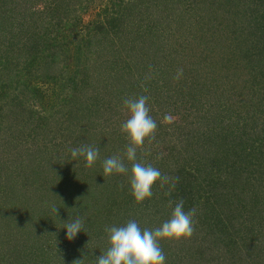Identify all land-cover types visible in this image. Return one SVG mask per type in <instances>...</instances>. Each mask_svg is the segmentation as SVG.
Instances as JSON below:
<instances>
[{
  "label": "trees",
  "instance_id": "obj_1",
  "mask_svg": "<svg viewBox=\"0 0 264 264\" xmlns=\"http://www.w3.org/2000/svg\"><path fill=\"white\" fill-rule=\"evenodd\" d=\"M140 95L157 129L137 160L178 180L136 203L121 125ZM55 114L70 144L39 145ZM111 156L127 174L103 175ZM180 199L194 232L160 241L165 264H264V0H0V264H97L106 227L155 229Z\"/></svg>",
  "mask_w": 264,
  "mask_h": 264
},
{
  "label": "clouds",
  "instance_id": "obj_2",
  "mask_svg": "<svg viewBox=\"0 0 264 264\" xmlns=\"http://www.w3.org/2000/svg\"><path fill=\"white\" fill-rule=\"evenodd\" d=\"M182 74L183 70L178 69L175 79L179 80ZM144 90L147 91L146 88ZM148 100L149 97L146 95L123 100L130 115L121 125V132L126 134L125 138L129 141L125 156L131 162L130 188L136 203H143L145 199L152 197V187L157 180L160 181L161 187L171 180L173 188L178 180V178L172 180L151 164L137 160L138 149H143L146 140L151 143L155 139L157 129L156 121L149 114ZM162 122L170 124L173 122V117L166 114ZM99 151L98 147L90 145L70 149L72 159L76 160L83 156L86 160L85 166L88 168L96 163ZM128 171V167L119 156H111L103 161L104 176L113 173L127 174ZM171 204L170 201L169 206ZM51 211L57 214L58 207L53 205ZM194 216L195 209L186 212L184 201L180 199L175 204L170 219L155 229L142 230L135 220H129L124 226L106 227L110 247L97 258V264H165L166 257L160 241L190 238L194 232ZM63 227L67 229V239L72 240L79 231L84 230V220L77 216L74 221L70 219ZM75 262L82 264V259H77Z\"/></svg>",
  "mask_w": 264,
  "mask_h": 264
},
{
  "label": "rangeland",
  "instance_id": "obj_3",
  "mask_svg": "<svg viewBox=\"0 0 264 264\" xmlns=\"http://www.w3.org/2000/svg\"><path fill=\"white\" fill-rule=\"evenodd\" d=\"M48 94H49V92H48ZM56 95V94H55ZM55 95H53V96H51L50 98H46L43 102H46L47 101V103H55V101H56V96ZM45 105H46V103H44ZM35 108H39V106L37 105V107H36V105H35ZM40 109V108H39ZM56 116H58L57 114H55L54 116H52V117H50L48 120H47V122L45 123V125H44V127L43 128H41V126H36V128H38V132L36 133V136H37V140L38 141H40L39 142V145H43L42 144V139H41V133H40V131L41 132H44V131H47L48 129L49 130H52V131H55V133L57 134V139H56V141H55V143H59V142H63V143H66V142H69V143H67V146L70 144V135H71V133L69 132V131H66L65 130V127H67V125H70L71 124V126L73 127V123H74V121H73V119H71L72 121H70L69 122V120L66 118V116L65 115H63L62 117H60V118H57ZM21 118H24V117H21ZM104 119H105V117H102V121L104 122ZM111 121H112V119L109 121L108 119L105 121V122H107L106 124H107V126H105L106 128H108V129H110V127H113V122L111 123ZM105 124V123H104ZM41 128V129H40ZM58 132H60L61 133V135L62 134H66L65 136H67V134H69L67 137H69L68 139H66L67 137H64V136H60V133H58ZM62 139V140H61ZM59 140V141H58ZM62 143V144H63ZM64 145H66V144H64ZM31 147H33V146H28L27 148L26 147H24L25 149H23V150H26V149H30ZM48 155L46 154V157H47Z\"/></svg>",
  "mask_w": 264,
  "mask_h": 264
}]
</instances>
